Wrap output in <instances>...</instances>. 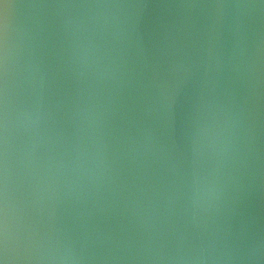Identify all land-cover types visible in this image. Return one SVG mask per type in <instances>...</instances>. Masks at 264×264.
<instances>
[{
  "label": "water",
  "instance_id": "water-1",
  "mask_svg": "<svg viewBox=\"0 0 264 264\" xmlns=\"http://www.w3.org/2000/svg\"><path fill=\"white\" fill-rule=\"evenodd\" d=\"M0 264H264V0H0Z\"/></svg>",
  "mask_w": 264,
  "mask_h": 264
}]
</instances>
